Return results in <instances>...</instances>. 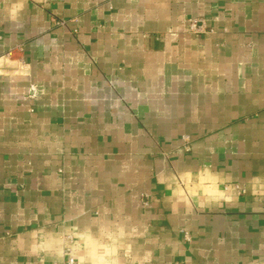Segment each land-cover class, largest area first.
Here are the masks:
<instances>
[{
  "label": "crops",
  "instance_id": "0c3cea01",
  "mask_svg": "<svg viewBox=\"0 0 264 264\" xmlns=\"http://www.w3.org/2000/svg\"><path fill=\"white\" fill-rule=\"evenodd\" d=\"M67 248L264 264V0H0V264Z\"/></svg>",
  "mask_w": 264,
  "mask_h": 264
},
{
  "label": "built area",
  "instance_id": "2783aa9c",
  "mask_svg": "<svg viewBox=\"0 0 264 264\" xmlns=\"http://www.w3.org/2000/svg\"><path fill=\"white\" fill-rule=\"evenodd\" d=\"M187 26L190 32L194 34H204L207 32L208 28L207 25L202 18H195V19H189L187 22ZM65 240L68 242H71L72 238L70 235L64 236ZM66 256L62 263L60 264H75V259L71 255V251L69 248L65 250Z\"/></svg>",
  "mask_w": 264,
  "mask_h": 264
}]
</instances>
